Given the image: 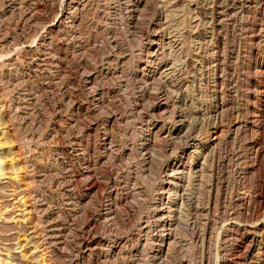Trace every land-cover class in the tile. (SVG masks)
Wrapping results in <instances>:
<instances>
[{
  "label": "rangeland",
  "instance_id": "1",
  "mask_svg": "<svg viewBox=\"0 0 264 264\" xmlns=\"http://www.w3.org/2000/svg\"><path fill=\"white\" fill-rule=\"evenodd\" d=\"M262 222L264 0H0V264H264Z\"/></svg>",
  "mask_w": 264,
  "mask_h": 264
},
{
  "label": "bare ground",
  "instance_id": "2",
  "mask_svg": "<svg viewBox=\"0 0 264 264\" xmlns=\"http://www.w3.org/2000/svg\"><path fill=\"white\" fill-rule=\"evenodd\" d=\"M217 128V129H216ZM217 132H218V127H215V130H214V134H215V137L213 138V139H216V134H217ZM193 151V150H192ZM194 152V151H193ZM257 157V156H256ZM193 161V160H192ZM169 175V174H168ZM184 185V184H183ZM219 187H221V186H219ZM177 188H178V186H177ZM170 189V188H169ZM219 190H222L221 188L219 189ZM167 191V190H166ZM174 191V190H173ZM177 191V190H176ZM168 192V191H167ZM222 192V191H221ZM169 193V192H168ZM172 193V192H171ZM183 193V192H182ZM170 194V193H169ZM219 194V193H218ZM179 195V194H178ZM168 196V195H167ZM182 196H183V194H182ZM219 196V195H218ZM169 197H170V195H169ZM218 198H220V197H218ZM164 200V199H163ZM218 200V199H217ZM220 200V199H219ZM237 200H240V201H243L244 200V197L243 196H238V199ZM169 202V201H168ZM175 203V202H174ZM169 205V204H168ZM172 205V204H171ZM169 207H170V205H169ZM168 209V208H167ZM170 209V208H169ZM165 209L163 208L162 209V213H163V211H164ZM172 210V209H171ZM170 211V210H169ZM169 214V213H168ZM165 217V216H164ZM168 221V220H167ZM9 222V221H8ZM232 228L233 229H236V230H241V229H243V225H241V224H239V225H237L236 223H232ZM244 226H246V225H244ZM262 232L264 233V224H263V222H262ZM231 228V227H230ZM246 228H247V226H246ZM228 232H229V230H228ZM263 233H262V235H263ZM166 235H168V233H166V234H163V240H165V238H167L166 237ZM201 235V234H200ZM202 235H203V233H202ZM201 235V236H202ZM226 235H227V233H226ZM222 238V237H221ZM160 239V238H159ZM202 239V238H201ZM203 242V241H202ZM203 244V243H202ZM257 245V244H256ZM259 247V246H258ZM219 250V249H218ZM217 250V251H218ZM251 250V249H250ZM220 251V250H219ZM230 258V257H229ZM229 264H234V261L233 260H230L229 261ZM240 264H243V263H241L240 262Z\"/></svg>",
  "mask_w": 264,
  "mask_h": 264
}]
</instances>
